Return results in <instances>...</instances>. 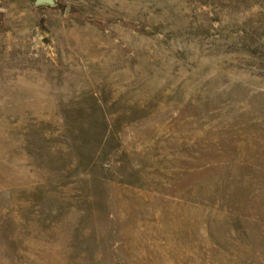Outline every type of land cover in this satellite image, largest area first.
I'll list each match as a JSON object with an SVG mask.
<instances>
[{"label": "rangeland", "instance_id": "374dc122", "mask_svg": "<svg viewBox=\"0 0 264 264\" xmlns=\"http://www.w3.org/2000/svg\"><path fill=\"white\" fill-rule=\"evenodd\" d=\"M0 0V264H264V0Z\"/></svg>", "mask_w": 264, "mask_h": 264}, {"label": "water", "instance_id": "95a60500", "mask_svg": "<svg viewBox=\"0 0 264 264\" xmlns=\"http://www.w3.org/2000/svg\"><path fill=\"white\" fill-rule=\"evenodd\" d=\"M35 6H40V5H50V6H54L56 4L55 0H35L34 2Z\"/></svg>", "mask_w": 264, "mask_h": 264}]
</instances>
